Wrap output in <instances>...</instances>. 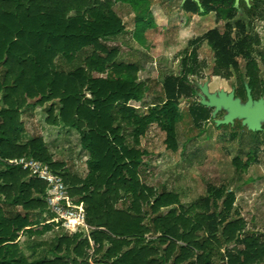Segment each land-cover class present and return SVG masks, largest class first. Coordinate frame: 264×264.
<instances>
[{"label":"trees","instance_id":"16d2710c","mask_svg":"<svg viewBox=\"0 0 264 264\" xmlns=\"http://www.w3.org/2000/svg\"><path fill=\"white\" fill-rule=\"evenodd\" d=\"M117 1L135 12L137 40L142 42L148 30L157 28L152 0ZM114 4L112 0H0V264H215L223 247L225 264H264V240L245 236L242 220L228 221L233 194L227 195L223 211L218 200L224 192L217 191L201 200L196 213L182 207L179 212L173 209L181 204L178 195L157 192L142 182L145 153L140 146L153 124L163 126L169 149L178 150V106L195 96L188 79L194 70L168 77L166 101L140 115L132 106L141 103L146 92L138 82V68L117 64L119 49L104 44L125 33ZM234 5V0L186 1L181 25L212 14L214 23L233 20ZM233 34L234 27L227 25L210 29L205 38L221 70L238 72L247 61L253 83L255 51L246 38L235 39ZM187 64L186 59V68ZM109 70L114 77L94 76ZM54 102L60 106L59 116L52 107L47 122L79 133L81 147L89 154L84 179L55 161L41 138L25 140L22 115ZM190 114L199 126L211 119L204 106L193 107ZM24 158L62 177L71 198L68 205L85 213L87 224L94 228L90 236L80 227L72 237L61 239L56 250L62 253L65 246L64 257L30 263L20 252V235H40L38 216L52 217L46 203L48 184L9 164ZM126 200L129 207L118 208ZM58 226L46 224L42 232Z\"/></svg>","mask_w":264,"mask_h":264},{"label":"rangeland","instance_id":"374dc122","mask_svg":"<svg viewBox=\"0 0 264 264\" xmlns=\"http://www.w3.org/2000/svg\"><path fill=\"white\" fill-rule=\"evenodd\" d=\"M112 1L115 2L114 12L125 25V33L106 40L104 44L119 49L117 64L138 68V82L144 85L146 92L143 101L132 106L140 115H148L155 103L166 101L164 85L168 77L182 76L187 69L194 70L188 74V79L196 91L195 96L183 100L178 106V150L174 152L169 149L167 132L163 126L153 124L142 138L140 146L145 153L141 169L142 182L157 192L167 190L178 195L181 204L173 209L179 212L182 207L196 213L201 200L217 191L224 192L222 199L218 200L219 209L223 211L227 195L233 194L235 202L228 214V221L242 220L245 223V236L264 240V122L260 131L250 130L243 120L228 125L220 124L230 111L225 108L217 110L204 104L210 102L205 91L218 99L222 94H234L235 100L246 104L249 90L255 102L264 101V21L257 25L261 29L258 36L262 42L254 52L256 71L252 83L246 61L241 63L238 72L233 69L226 72L219 68L215 51L205 38L210 29H223L222 23H214L215 14L205 19L195 18L189 25L182 26L180 14L183 0H152L157 28L148 30L141 42L134 36L136 15L133 9L125 3ZM186 59L187 68L184 65ZM94 76L114 77L112 70ZM197 106L206 107L211 115V119L200 126L190 114V110ZM52 107L58 117V102L31 109L22 115L25 140L41 138L55 161L65 163L71 175L84 179L88 174L89 155L82 149L81 138L76 130L52 126L47 122ZM67 196L68 201H71L69 192ZM130 203L129 200L121 202L118 208L129 207ZM38 217L41 234L32 237L22 233L19 239L20 252L30 263L66 256L65 246L62 253L56 250L60 240L72 237L80 227L68 230L60 225L54 231L44 233L43 226L49 224L53 216L45 213ZM89 228V231L86 230L88 236L94 229L91 226ZM226 249L223 247L217 255L215 264H225L222 258ZM239 249L244 250L245 247Z\"/></svg>","mask_w":264,"mask_h":264},{"label":"built area","instance_id":"2783aa9c","mask_svg":"<svg viewBox=\"0 0 264 264\" xmlns=\"http://www.w3.org/2000/svg\"><path fill=\"white\" fill-rule=\"evenodd\" d=\"M9 164L22 167L23 170L30 173L31 177L48 184L46 203L49 213L53 216L50 223L59 224L69 230L73 228L72 223L77 222L78 228L83 227L89 231L85 213L68 205V191L62 177L54 174L47 166L35 160H14Z\"/></svg>","mask_w":264,"mask_h":264},{"label":"water","instance_id":"95a60500","mask_svg":"<svg viewBox=\"0 0 264 264\" xmlns=\"http://www.w3.org/2000/svg\"><path fill=\"white\" fill-rule=\"evenodd\" d=\"M189 0H183L185 3ZM198 2V0H190ZM205 95L210 102L204 104L211 107H216L217 110L225 108L230 111V114L225 121L219 122L220 124L228 125L236 120H243L244 124L252 131H260L262 129V122H264V101L255 102L252 98L251 92L248 90V102L243 104L241 100H235V95L227 96L222 94L220 98L211 97L208 91Z\"/></svg>","mask_w":264,"mask_h":264},{"label":"flooded vegetation","instance_id":"af4514ba","mask_svg":"<svg viewBox=\"0 0 264 264\" xmlns=\"http://www.w3.org/2000/svg\"><path fill=\"white\" fill-rule=\"evenodd\" d=\"M234 1L235 17L233 20L222 19L223 29L227 25H232L234 38L237 39L238 35H242L241 38H246L252 50L255 51V49L260 48L262 42L258 36L261 34V29L257 28V25L260 21H264V0Z\"/></svg>","mask_w":264,"mask_h":264},{"label":"crops","instance_id":"0c3cea01","mask_svg":"<svg viewBox=\"0 0 264 264\" xmlns=\"http://www.w3.org/2000/svg\"><path fill=\"white\" fill-rule=\"evenodd\" d=\"M87 153V152H86ZM89 155V154H88ZM25 160H33V159H30V158H24Z\"/></svg>","mask_w":264,"mask_h":264},{"label":"bare ground","instance_id":"6f19581e","mask_svg":"<svg viewBox=\"0 0 264 264\" xmlns=\"http://www.w3.org/2000/svg\"><path fill=\"white\" fill-rule=\"evenodd\" d=\"M72 224H78L77 222H73ZM79 225V224H78Z\"/></svg>","mask_w":264,"mask_h":264}]
</instances>
